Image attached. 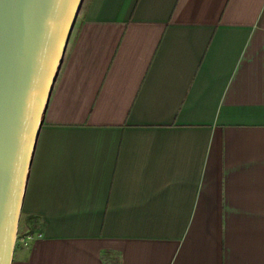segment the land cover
I'll use <instances>...</instances> for the list:
<instances>
[{
	"label": "crops",
	"instance_id": "1",
	"mask_svg": "<svg viewBox=\"0 0 264 264\" xmlns=\"http://www.w3.org/2000/svg\"><path fill=\"white\" fill-rule=\"evenodd\" d=\"M11 264H264V0H83Z\"/></svg>",
	"mask_w": 264,
	"mask_h": 264
},
{
	"label": "water",
	"instance_id": "2",
	"mask_svg": "<svg viewBox=\"0 0 264 264\" xmlns=\"http://www.w3.org/2000/svg\"><path fill=\"white\" fill-rule=\"evenodd\" d=\"M83 0H0V264H11L42 116Z\"/></svg>",
	"mask_w": 264,
	"mask_h": 264
},
{
	"label": "built area",
	"instance_id": "3",
	"mask_svg": "<svg viewBox=\"0 0 264 264\" xmlns=\"http://www.w3.org/2000/svg\"><path fill=\"white\" fill-rule=\"evenodd\" d=\"M41 238H42V235L40 233L26 234V235H23V236H20V237L16 236V239L24 247H29L32 243H34L35 241L40 240Z\"/></svg>",
	"mask_w": 264,
	"mask_h": 264
},
{
	"label": "rangeland",
	"instance_id": "4",
	"mask_svg": "<svg viewBox=\"0 0 264 264\" xmlns=\"http://www.w3.org/2000/svg\"><path fill=\"white\" fill-rule=\"evenodd\" d=\"M77 19V18H76ZM76 22V21H75ZM75 25V24H74ZM67 45H68V43H67ZM66 48H67V46H66ZM65 52H66V49H65ZM64 56H65V53H64ZM63 59H64V57H63ZM62 62H63V60H62ZM18 226H19V223H18ZM18 233V232H17Z\"/></svg>",
	"mask_w": 264,
	"mask_h": 264
}]
</instances>
